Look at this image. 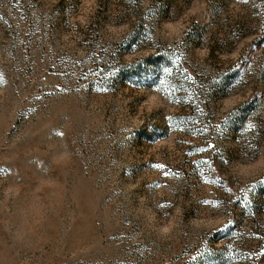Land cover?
<instances>
[{
  "label": "rangeland",
  "instance_id": "obj_1",
  "mask_svg": "<svg viewBox=\"0 0 264 264\" xmlns=\"http://www.w3.org/2000/svg\"><path fill=\"white\" fill-rule=\"evenodd\" d=\"M0 264H264V0H0Z\"/></svg>",
  "mask_w": 264,
  "mask_h": 264
},
{
  "label": "snow or ice",
  "instance_id": "obj_2",
  "mask_svg": "<svg viewBox=\"0 0 264 264\" xmlns=\"http://www.w3.org/2000/svg\"><path fill=\"white\" fill-rule=\"evenodd\" d=\"M164 71H168V70H167V69H165ZM61 135H62V133H61ZM209 147H211V145H210Z\"/></svg>",
  "mask_w": 264,
  "mask_h": 264
}]
</instances>
